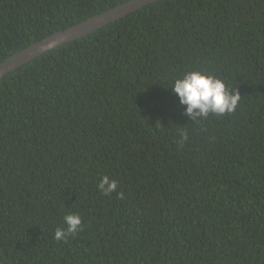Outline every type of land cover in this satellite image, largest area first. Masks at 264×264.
<instances>
[{"label": "trees", "instance_id": "16d2710c", "mask_svg": "<svg viewBox=\"0 0 264 264\" xmlns=\"http://www.w3.org/2000/svg\"><path fill=\"white\" fill-rule=\"evenodd\" d=\"M125 1L0 0V62ZM196 69L235 112L184 114L168 87ZM0 259L264 264V0H158L3 76Z\"/></svg>", "mask_w": 264, "mask_h": 264}, {"label": "clouds", "instance_id": "9594fccd", "mask_svg": "<svg viewBox=\"0 0 264 264\" xmlns=\"http://www.w3.org/2000/svg\"><path fill=\"white\" fill-rule=\"evenodd\" d=\"M168 88L178 97L184 114L194 121L198 118H206L210 114L216 116L231 114L235 112L241 99L239 92L230 90L222 78L198 69L185 71L182 76L176 77ZM187 139V134L182 132L181 142ZM117 186V181L108 175H104L97 185L101 193L106 196L116 192ZM117 195L123 197L122 192H118ZM64 225L66 227L55 229V240H66L81 231L82 217L76 213L66 214Z\"/></svg>", "mask_w": 264, "mask_h": 264}, {"label": "water", "instance_id": "95a60500", "mask_svg": "<svg viewBox=\"0 0 264 264\" xmlns=\"http://www.w3.org/2000/svg\"><path fill=\"white\" fill-rule=\"evenodd\" d=\"M158 0H127L101 13L94 14L65 29L37 40L0 62V79L26 62L66 42L85 36ZM0 264H7L0 259Z\"/></svg>", "mask_w": 264, "mask_h": 264}]
</instances>
